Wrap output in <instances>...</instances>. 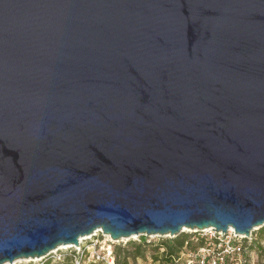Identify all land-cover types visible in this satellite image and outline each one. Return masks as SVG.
<instances>
[{"label":"water","instance_id":"obj_1","mask_svg":"<svg viewBox=\"0 0 264 264\" xmlns=\"http://www.w3.org/2000/svg\"><path fill=\"white\" fill-rule=\"evenodd\" d=\"M264 226V0H0V264Z\"/></svg>","mask_w":264,"mask_h":264},{"label":"rangeland","instance_id":"obj_2","mask_svg":"<svg viewBox=\"0 0 264 264\" xmlns=\"http://www.w3.org/2000/svg\"><path fill=\"white\" fill-rule=\"evenodd\" d=\"M264 226L261 228L254 229L250 236L245 241V247L247 248V260L249 264H261L264 260ZM182 234H186L188 237L192 238L194 231L186 230L182 231ZM180 234V235H182ZM179 235V236H180ZM178 237V236H177ZM142 238L146 241L147 246L141 248L140 255L136 256L134 253V247L131 244H138L141 240V237H134L127 240L121 241H112L109 237H102L98 235L97 238H92V240H84L82 242L83 248H88L90 245L96 244L95 251L96 253L100 252L103 247L109 245L113 252V257L115 264H150L152 261V256L154 254V246L157 244L173 239L169 236L165 237H146L142 236ZM176 238V237H175ZM97 239V240H96ZM194 244V243H192ZM263 250V251H262ZM91 250L86 252H90ZM84 256V255H83ZM80 255H77L75 250L70 247H66L64 249H56L52 251L48 256L40 259L34 260H21L16 261L15 264H76ZM81 264H98L96 262H90V258L81 259ZM183 260L181 259L178 264H180ZM14 263V262H13ZM12 263V264H13Z\"/></svg>","mask_w":264,"mask_h":264},{"label":"built area","instance_id":"obj_3","mask_svg":"<svg viewBox=\"0 0 264 264\" xmlns=\"http://www.w3.org/2000/svg\"><path fill=\"white\" fill-rule=\"evenodd\" d=\"M98 235L105 237L100 231H97L86 237L85 240H92L94 237L97 238ZM246 240L247 238L235 235L232 230L225 234L212 231V229L194 230L189 242L194 243L195 249L185 254L182 253L177 260H174V264H178L181 259L183 261L180 264H249L246 254L247 248L245 247ZM83 241L77 247H71L77 255H80L76 264L82 263V257L90 258V262L98 264H115L113 252L109 245L96 253V244L83 248ZM87 249L91 251L85 254ZM261 264H264V260Z\"/></svg>","mask_w":264,"mask_h":264},{"label":"trees","instance_id":"obj_4","mask_svg":"<svg viewBox=\"0 0 264 264\" xmlns=\"http://www.w3.org/2000/svg\"><path fill=\"white\" fill-rule=\"evenodd\" d=\"M141 240L143 241H139L138 244H131L134 247L136 256L140 255L142 247L147 246L146 241L142 237ZM189 240L190 237L182 234L176 238L157 244L153 247L154 254L150 264H174V260H177L182 253L185 254L195 249V245L189 242Z\"/></svg>","mask_w":264,"mask_h":264},{"label":"bare ground","instance_id":"obj_5","mask_svg":"<svg viewBox=\"0 0 264 264\" xmlns=\"http://www.w3.org/2000/svg\"><path fill=\"white\" fill-rule=\"evenodd\" d=\"M182 231H186V229H183ZM229 231H231V230H229ZM105 237H108V236H105ZM132 238H134V237H132ZM81 241H83V239L79 240V244L81 243ZM64 248H66V247H60V249H64ZM15 263L16 262H14L13 264H15Z\"/></svg>","mask_w":264,"mask_h":264}]
</instances>
